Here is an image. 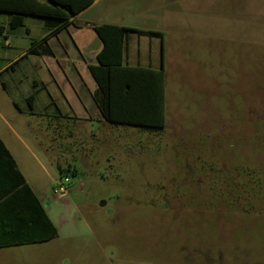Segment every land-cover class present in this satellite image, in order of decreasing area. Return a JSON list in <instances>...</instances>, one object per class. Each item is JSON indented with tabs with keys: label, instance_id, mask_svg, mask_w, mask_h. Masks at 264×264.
<instances>
[{
	"label": "rangeland",
	"instance_id": "rangeland-1",
	"mask_svg": "<svg viewBox=\"0 0 264 264\" xmlns=\"http://www.w3.org/2000/svg\"><path fill=\"white\" fill-rule=\"evenodd\" d=\"M248 2L167 55L163 130L19 114L1 80L31 91L33 74L12 54L2 106L58 237L0 264H264V0ZM9 32L1 44L31 46L25 27Z\"/></svg>",
	"mask_w": 264,
	"mask_h": 264
},
{
	"label": "crops",
	"instance_id": "crops-1",
	"mask_svg": "<svg viewBox=\"0 0 264 264\" xmlns=\"http://www.w3.org/2000/svg\"><path fill=\"white\" fill-rule=\"evenodd\" d=\"M50 4L49 0H38ZM235 0H93L92 4L71 17L65 24L58 20L24 17V26L33 42L25 47L0 42V57L6 63L0 74L15 70L12 54L16 50L25 57L23 69L33 74L32 90L24 89L21 81L9 85L1 80L2 91L12 90L17 98L9 99L19 114H45L54 119H92L107 123L94 101L98 85L90 73L96 67L103 43L94 31L97 26H115L129 29L124 43L122 67L163 70L164 118L166 127L168 57L180 53L181 39L200 37L198 29L216 28L217 16L231 18ZM243 3V1H242ZM248 0L246 5L248 6ZM240 5V1H238ZM13 15L0 12V34L11 40L10 22ZM34 23L35 28L29 24ZM16 30V29H15ZM13 32V31H12ZM139 32L158 33L147 36ZM211 37V36H209ZM46 43L53 55L33 54ZM35 44V46H33ZM19 58V59H20ZM46 92L43 96L42 93ZM34 94L32 104L29 97ZM0 95V243L11 239L34 238L38 224L39 209L49 217L48 211L30 182L24 168L26 155L34 156L31 148L11 127L7 109L3 108ZM8 102V101H5ZM73 139V132H70ZM11 136V137H10ZM14 163H13V162ZM23 178V180H22ZM51 220V218L49 217ZM52 221V220H51ZM53 222V221H52ZM54 224V223H53ZM55 225V224H54ZM20 231V233H18ZM35 245L27 243L19 246ZM13 246V247H19ZM8 247V248H13ZM8 248H0L8 249Z\"/></svg>",
	"mask_w": 264,
	"mask_h": 264
},
{
	"label": "trees",
	"instance_id": "trees-1",
	"mask_svg": "<svg viewBox=\"0 0 264 264\" xmlns=\"http://www.w3.org/2000/svg\"><path fill=\"white\" fill-rule=\"evenodd\" d=\"M93 0H49V5L38 0H0V12L12 14L11 29L24 26V17L54 19L64 24L84 10ZM94 31L103 43L98 55L99 65L89 68L98 85L94 101L102 118L112 125H127L149 130H163L164 86L163 70L152 71L142 68L122 67L124 43L129 29L115 26H97ZM147 36H161L158 33L139 32ZM35 46V44H33ZM33 54L52 56L48 45L42 43ZM32 94L28 101H34ZM13 162V161H12ZM14 163V162H13ZM23 180V178H22ZM40 213L34 238L11 239L0 243V248L19 246L27 243L41 244L58 237V230L34 198ZM20 233V231L18 232Z\"/></svg>",
	"mask_w": 264,
	"mask_h": 264
},
{
	"label": "built area",
	"instance_id": "built-area-1",
	"mask_svg": "<svg viewBox=\"0 0 264 264\" xmlns=\"http://www.w3.org/2000/svg\"><path fill=\"white\" fill-rule=\"evenodd\" d=\"M69 184H70V180L68 178H64L62 180V183H60L57 188H56V191H57V195L60 197V198H63L65 197L67 194H68V191H69Z\"/></svg>",
	"mask_w": 264,
	"mask_h": 264
}]
</instances>
